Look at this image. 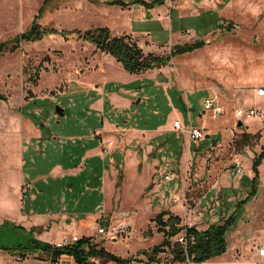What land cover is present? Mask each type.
<instances>
[{"label":"rangeland","instance_id":"1","mask_svg":"<svg viewBox=\"0 0 264 264\" xmlns=\"http://www.w3.org/2000/svg\"><path fill=\"white\" fill-rule=\"evenodd\" d=\"M123 1L125 6L113 8L91 0H51L38 21L58 30H84L107 22L112 34H128L145 54L164 56L173 45L195 40H203L204 45L172 56L166 65L131 73L113 56L75 34H50L21 42L16 50L0 54V94L7 97V101L0 100V138L11 123L14 129L23 119L17 109L27 102L24 111L37 115L38 123L47 124L45 132L70 134L99 127L100 111L97 114L91 106L99 95L90 89L106 80L103 88L110 93L102 113L113 123L105 130L106 148L111 149L108 208L97 221L86 224L88 231L82 235L89 236L96 248L121 250L114 253L130 258L129 264H190L188 260L174 261L168 247L152 252L163 238L154 218L165 211L178 215L181 225L207 227L223 222L250 192L252 160L264 146V114L238 125L234 109L255 100V86L264 83V0H163L162 5L151 8L135 0ZM42 2L0 0V42L25 31ZM210 96L223 106L220 116L209 110L201 112V101ZM56 106L63 115L57 113ZM174 117L184 126L204 128L207 136L191 141L185 132L172 129ZM72 150L68 144L59 158L39 153L33 161L26 157L25 172L46 174L57 160L71 166L77 160L68 154ZM1 152L2 161L7 155L5 146ZM15 153L19 155L18 147ZM92 167L78 176L64 177L66 184L74 182L72 192L63 190V185L61 191L54 187L55 191L73 194L85 209L94 208L101 192L90 191L84 184V179L90 180L89 184L98 179L100 169ZM258 169L257 193L243 208L238 206L237 220L227 233L229 245H248L236 248L237 258L252 254L264 236V231L255 230L264 226V157ZM166 172L172 176L167 181ZM41 179L40 186H48L45 195L52 194L50 187L58 183L49 175ZM14 196L18 198L17 192ZM16 203L18 199L13 201L15 210ZM4 211L0 204V222L12 218ZM96 223H128L130 227L127 233L113 237L98 234ZM44 230L45 239L53 244L73 236L69 231L59 235L40 227L39 237ZM180 237L183 234L171 240ZM147 253L153 260H148ZM260 259L257 264H264V257ZM108 261L102 256L96 264ZM0 264H51V260L43 252L20 259L14 252L1 250Z\"/></svg>","mask_w":264,"mask_h":264},{"label":"crops","instance_id":"2","mask_svg":"<svg viewBox=\"0 0 264 264\" xmlns=\"http://www.w3.org/2000/svg\"><path fill=\"white\" fill-rule=\"evenodd\" d=\"M91 1L93 3H99L100 5L102 4L103 7L118 8L126 5V2L123 0H91ZM110 1H121L124 4L123 5L118 3L111 4L109 3ZM137 1L138 0H135L134 3H138ZM162 4L163 2L161 4H154L149 7L145 6L144 4L142 5L145 8H151L156 5H162ZM114 23L120 26V28L123 27L122 25H120L121 23L119 24L117 22V20H115ZM106 24L109 23L100 22L99 24H95L94 26H90V27H95V26L108 27ZM130 28L132 27L129 26L127 32H130ZM102 53L105 54L104 52ZM109 57L114 59L111 56ZM104 81L105 82L102 83L101 85L98 84L97 86L94 87V89L93 88L90 89L96 91V93L99 95L98 99L95 100L93 103H91V106L96 109L97 114H99L100 111L101 124L99 125V127L96 126L95 128L88 129L87 131H82V132L74 131L70 134H63L61 132L57 133L52 130H48L45 132L44 131L45 128L48 127L47 124L39 123V125H37L28 116L24 115L19 111L20 116L23 119H27L29 121L26 120L24 121L22 119L14 128L15 131L11 123L9 125L11 128L5 132V135L3 137L0 138V159L4 158V155L1 152L2 146H5V150L7 153L6 159L5 160L3 159L2 161L0 160V178L3 179V181L0 183V204L4 205L5 211L3 213L12 216L11 219L6 218L4 220L13 221L16 224L23 226L27 230H32L33 235L39 238L40 240L47 241L45 238L48 236L46 234L47 232L45 233L46 230H44L41 232L42 237L41 236L39 237L40 234H38L37 232L39 231L40 227L49 229L51 233L58 232L59 235L63 231H69V233H72L73 235L78 234L80 236H83L82 235L83 232L87 230L86 224L91 223L93 220L97 221L98 216L101 215V213H103L108 208L107 195L109 191L108 182H110V178H109L110 170L108 169V160L111 159V149L106 148L107 138L105 136V130H107L108 127L113 123H109L107 118L103 116L102 113L104 109L105 100L108 99L107 97H109V93H110L103 88L104 84L106 83V80ZM254 97L255 100L251 99L249 101V105L240 104L238 106L261 105L259 97L255 93V88H254ZM201 112L205 113L206 111L202 108ZM234 114H235V109H234ZM59 115H63V113ZM235 118H237L236 115ZM174 119L177 120L178 118L174 117ZM243 120L237 119L238 122L241 121V124ZM172 121L173 120L169 121L167 123L168 126L165 125V128L169 127ZM182 125L184 126L183 123ZM172 129L175 130L173 127ZM175 131L185 132L184 130H175ZM145 132L147 131L145 130ZM65 141H67L69 146L72 145V148H74V150H72V153L70 154L69 152L68 154L71 155L74 158V160L77 159L75 164L70 166L65 163L63 164L62 162H60V160H57L54 161V164H52L50 170L46 174H42L41 172L37 171L33 175L30 174L28 175L25 172L26 157L29 160L33 161V159H35L34 156L37 155V153H39L40 156L43 157H45L46 155L48 156L49 154L51 156L57 155V157L59 158V154L61 152L65 154V150L68 147V144H66ZM17 147H18L19 155L15 153ZM61 148H63L62 151ZM78 153H80V156L77 158ZM93 165H96L95 167L96 170L100 169V174L97 179V181L100 180V182L99 184H97V181L94 184H89L90 180L84 179L85 180L84 184L86 185L85 188H87L90 191L98 190L99 192H101L102 198L100 202H98V204L95 205L94 208L85 209L82 207L81 201L78 200V198L73 194L65 195L62 194V192L60 193L59 191H55L54 187H58V189H60L63 185L62 187L63 190L72 192L74 190V182L66 184L64 177L66 175L73 177L78 176L77 174L82 173L88 167L91 170H93L92 167ZM44 175H49L50 178H52L54 181L58 183L57 186L53 185L50 187V191L51 190L53 191L54 189L52 194L50 193L49 195H45V191H46L45 187L48 186H44L41 183L42 184L41 187L39 184L40 181H42L41 177H43ZM260 180L261 179L259 176V181ZM88 185H92V186H88ZM15 192H17L18 198L14 196ZM256 193H257V189H256ZM16 199H18V203H16L17 210L13 208V201ZM53 201H55V203H53ZM101 203L103 204L100 207ZM207 227H203V228L196 227V228L202 230ZM262 227L263 228H261V230L259 229H255V230L258 232H262L264 231V226ZM239 247L248 248V245L246 244V242H242V243L239 242L238 245L237 244L235 245L234 243L229 245L228 243L227 249L224 253L212 257L201 263L191 262L190 264H257V259L261 260L260 259L261 256L258 257L259 255L256 253V249L253 252L252 251L250 252L252 254H246V256L244 257L237 258L235 256L236 248ZM105 250L123 259H126V257L120 255V253H114L115 251L121 252V250H113V249H111L112 251H109L107 249ZM246 252L247 251H245V253ZM95 258H97V262H98L100 257H95ZM59 259H60V264H77L74 258L67 254L61 255ZM107 260H109L108 264H118L117 262L110 260L109 258H107ZM129 263L130 261L125 264H129Z\"/></svg>","mask_w":264,"mask_h":264},{"label":"trees","instance_id":"3","mask_svg":"<svg viewBox=\"0 0 264 264\" xmlns=\"http://www.w3.org/2000/svg\"><path fill=\"white\" fill-rule=\"evenodd\" d=\"M51 0H44L37 14L34 16L30 26L23 32L18 33L12 38L0 42V54L12 52L19 47L21 42H32L39 40L50 34H59L67 37L75 34L79 39L91 43L96 49L113 56L122 67L131 73H141L148 69L166 65L172 56L190 52L204 45L203 40H195L192 43L175 44L170 52L164 56L145 54L142 48L128 34L114 35L106 26L89 27L84 30H58L52 25H41L38 18L49 5ZM149 7L154 4H161L163 0H154L147 3L143 0L137 1ZM109 3L124 4L121 1H110ZM231 26V22L227 25ZM0 100H7V97L0 94ZM25 103L18 111L28 116L37 125V115L26 113ZM264 157V146L259 153L253 158L251 168L253 176L251 179V190L246 197L240 200L234 211L223 221L210 224L205 229H197L194 225H181V218L178 215L168 214L165 211L159 212L154 220L158 232H162L163 238L152 249L154 254L162 251L164 247L171 248L173 259L177 262L189 260L193 263H201L212 257L224 253L227 249V233L237 220L240 211H236L238 206L243 208L245 202L251 198L257 189L259 182V165ZM168 214L166 218L164 216ZM183 234V240L180 242L177 238L172 241L171 238ZM14 252L17 257L24 259L30 253L43 252L47 253L52 262L58 260L61 255L67 254L74 258L77 264L88 263L93 257H107L118 264H125L130 258L123 259L114 255L104 248H96L90 241L89 236H81L70 244L57 246L56 244L40 240L33 235L32 230H27L23 226L10 220H4L0 223V251ZM149 255V256H148ZM148 260H153V256L147 253Z\"/></svg>","mask_w":264,"mask_h":264},{"label":"built area","instance_id":"4","mask_svg":"<svg viewBox=\"0 0 264 264\" xmlns=\"http://www.w3.org/2000/svg\"><path fill=\"white\" fill-rule=\"evenodd\" d=\"M255 93L259 97L261 105H250V106H238L235 108V115L238 119H249L253 117H261L264 114V83L255 87ZM202 108L207 111L209 110L211 114L215 117L220 116L224 112L223 106L214 96L206 97L201 101ZM172 127L175 130H184L187 133L188 138L191 141H199L206 136V131L204 128L200 126H193L189 124L188 126H183L180 120H174L172 123ZM164 179L170 180L172 178L170 173H165ZM129 225L127 223H119L117 225H102L96 223V232L100 235L107 234L108 236L116 237L117 234L127 233L129 229ZM78 237L73 235L72 237H63L61 241L55 243L57 246L63 244H70L76 241ZM180 242L183 240V237L178 239ZM256 253L264 257V236L262 240L256 245ZM189 261V260H188ZM97 260L94 258H90L88 264H96ZM191 262V261H189ZM51 264H60V259L52 262ZM162 264V263H160Z\"/></svg>","mask_w":264,"mask_h":264},{"label":"water","instance_id":"5","mask_svg":"<svg viewBox=\"0 0 264 264\" xmlns=\"http://www.w3.org/2000/svg\"><path fill=\"white\" fill-rule=\"evenodd\" d=\"M56 111H57L59 114H62V113H63L62 110H61L58 106H56ZM238 125H241V121L238 122ZM85 264H88V263H85Z\"/></svg>","mask_w":264,"mask_h":264},{"label":"bare ground","instance_id":"6","mask_svg":"<svg viewBox=\"0 0 264 264\" xmlns=\"http://www.w3.org/2000/svg\"><path fill=\"white\" fill-rule=\"evenodd\" d=\"M246 74V73H245ZM240 77V76H239ZM246 78V77H245Z\"/></svg>","mask_w":264,"mask_h":264}]
</instances>
